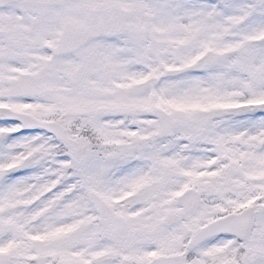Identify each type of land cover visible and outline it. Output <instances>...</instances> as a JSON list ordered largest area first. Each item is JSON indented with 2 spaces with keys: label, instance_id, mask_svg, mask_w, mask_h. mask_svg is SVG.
<instances>
[{
  "label": "snow or ice",
  "instance_id": "obj_1",
  "mask_svg": "<svg viewBox=\"0 0 264 264\" xmlns=\"http://www.w3.org/2000/svg\"><path fill=\"white\" fill-rule=\"evenodd\" d=\"M0 264H264V0H0Z\"/></svg>",
  "mask_w": 264,
  "mask_h": 264
}]
</instances>
